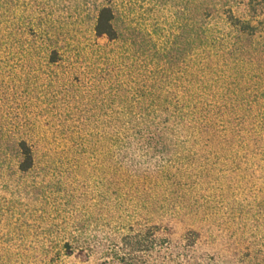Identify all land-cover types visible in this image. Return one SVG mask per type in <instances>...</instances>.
<instances>
[{
	"label": "rangeland",
	"instance_id": "1",
	"mask_svg": "<svg viewBox=\"0 0 264 264\" xmlns=\"http://www.w3.org/2000/svg\"><path fill=\"white\" fill-rule=\"evenodd\" d=\"M202 1L0 0V264H264V38L201 46Z\"/></svg>",
	"mask_w": 264,
	"mask_h": 264
},
{
	"label": "trees",
	"instance_id": "2",
	"mask_svg": "<svg viewBox=\"0 0 264 264\" xmlns=\"http://www.w3.org/2000/svg\"><path fill=\"white\" fill-rule=\"evenodd\" d=\"M231 2L229 0H222L221 4L217 0H203L198 8L199 20L196 36L198 43L203 47L214 44L215 47L225 49L226 52H229L227 54H231V56L235 54L244 58L247 54L250 56V51H247V48L257 45L254 42L255 38H264V21L257 15V9L262 5L259 0H239L235 4ZM238 5H242L246 10L242 15L236 14L233 9L238 7ZM215 15L220 18V23L227 30L219 38L213 37L215 29H212L213 25L211 24L213 22L210 24ZM213 21L216 22V19ZM94 34L97 38H105L108 41H114L118 38L115 13L110 7H103L99 10L94 25ZM244 42H246L247 46ZM54 60L52 58V62H55ZM172 118H168L167 116L164 118L157 117L153 119L152 123L146 125V133L141 134L142 137L140 136V138H146L144 142L147 147L153 146L155 148L161 146L162 143L164 144L162 147H165L167 142H170L168 125ZM14 148L19 157L18 170L22 173L28 172L34 165V155L31 147L25 140L19 139L15 142ZM163 243L165 241L161 242L159 239L153 237L151 241L152 250L157 252V246L160 247Z\"/></svg>",
	"mask_w": 264,
	"mask_h": 264
}]
</instances>
